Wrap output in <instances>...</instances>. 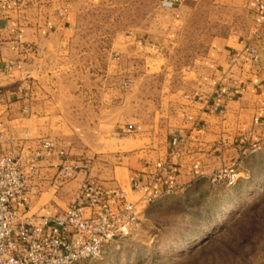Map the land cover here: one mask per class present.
Wrapping results in <instances>:
<instances>
[{"label":"crops","instance_id":"obj_1","mask_svg":"<svg viewBox=\"0 0 264 264\" xmlns=\"http://www.w3.org/2000/svg\"><path fill=\"white\" fill-rule=\"evenodd\" d=\"M114 1L0 0V153L12 151L26 160L39 154L41 191L30 195L28 205L39 215L64 209L84 179L123 190L129 198L136 197L130 190L135 179L160 189L184 188L234 165L247 143L264 139V91L258 88L264 81V12L258 2L264 0H227L246 12L251 27L211 36L184 70L185 89L162 87L155 96L146 82L159 75L140 73L127 84L124 79L130 76L119 79L113 61L101 76L76 72L89 49L74 41L82 13ZM158 1L162 5L164 0ZM194 1L160 8L155 26L123 37L122 49L151 52L153 57L140 61L145 68L163 66V50L179 45ZM92 53L89 61L97 66L98 52ZM116 79L122 82L119 89ZM99 81L106 83L101 91ZM83 97L90 104L84 105ZM132 111L137 113L133 118ZM254 117L259 124H253ZM249 130L250 141L243 142ZM80 131H90V143L79 140ZM44 141L51 143L49 152ZM84 146L97 153H121L122 161L103 163ZM59 150L69 164L88 163L63 184L57 178ZM14 206L25 207L17 201Z\"/></svg>","mask_w":264,"mask_h":264},{"label":"rangeland","instance_id":"obj_2","mask_svg":"<svg viewBox=\"0 0 264 264\" xmlns=\"http://www.w3.org/2000/svg\"><path fill=\"white\" fill-rule=\"evenodd\" d=\"M162 7L158 0H115L84 10L74 41L88 44L84 47L89 49L80 64H76V72L101 76L109 72L113 61L119 79L130 76L124 79L127 84L140 73L159 75L146 82L150 95L155 96L162 87L184 90V70L211 36L251 27L246 12L227 0H196L188 5L191 14L179 45L163 50L166 59L163 66L145 68L140 61L153 54L123 50L122 38L139 29H152ZM114 42L116 49L112 50L110 46ZM96 51L98 65L92 66L89 54L94 55ZM119 79L115 82L118 89L122 84ZM97 84L101 91L106 83ZM82 100L84 105L90 104V98ZM135 115L133 111L130 114L132 118ZM86 118L90 115H83ZM80 134L82 143H90V131H80ZM253 143L245 145L246 153L237 157L234 165L214 171L234 168L240 179L235 187L226 185L224 180L211 181L210 176L199 177L189 186L173 190L159 203L148 206L130 235L113 240L100 257L80 264H264V139L259 144ZM83 148L103 163L111 160L110 164L117 165L122 161L121 153H97L87 146ZM68 155L73 156L69 152Z\"/></svg>","mask_w":264,"mask_h":264},{"label":"built area","instance_id":"obj_3","mask_svg":"<svg viewBox=\"0 0 264 264\" xmlns=\"http://www.w3.org/2000/svg\"><path fill=\"white\" fill-rule=\"evenodd\" d=\"M177 1L164 0L162 5L171 7ZM258 6L264 12V4L258 2ZM249 51L255 57V50ZM258 88L264 91V81ZM259 123L260 119L254 117L253 124ZM251 133L246 132L242 141L249 142ZM172 142L176 143L177 138ZM42 147L49 152L51 143L44 141ZM57 155L61 159L57 176L60 184L73 179L79 170H86L85 163H67L64 150L57 151ZM38 156L26 160L12 151L0 153V264H80L98 258L113 240L133 232L148 206L173 191L133 180L130 190L136 197L130 200L123 190L84 179L64 209L39 215L28 208L30 195L41 191L37 183L41 176ZM238 173L232 167L223 168L213 172L210 179L232 185ZM16 201L25 207H15Z\"/></svg>","mask_w":264,"mask_h":264},{"label":"trees","instance_id":"obj_4","mask_svg":"<svg viewBox=\"0 0 264 264\" xmlns=\"http://www.w3.org/2000/svg\"><path fill=\"white\" fill-rule=\"evenodd\" d=\"M239 181H240V179H237L232 185H230V187H231V188L235 187ZM224 183H225V181H224ZM167 195H168V194H167ZM165 196H166V195H163L162 197H160L159 199H157V200L155 201V203H153V204L159 203V202H160ZM153 204H152V205H153Z\"/></svg>","mask_w":264,"mask_h":264}]
</instances>
